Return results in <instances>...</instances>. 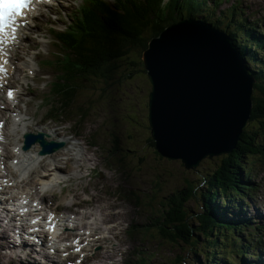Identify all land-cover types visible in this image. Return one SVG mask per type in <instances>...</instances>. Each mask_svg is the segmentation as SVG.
I'll use <instances>...</instances> for the list:
<instances>
[{"label": "rangeland", "instance_id": "obj_1", "mask_svg": "<svg viewBox=\"0 0 264 264\" xmlns=\"http://www.w3.org/2000/svg\"><path fill=\"white\" fill-rule=\"evenodd\" d=\"M62 1L65 4L59 6ZM80 2L81 0H56L52 5L40 7V12L35 14L31 24L24 30L19 46L14 49L16 58L13 64L15 67L19 65L18 71L21 72L17 75L16 83L20 89L17 92H20L19 102H12L0 110V118H6L7 121L5 125L6 139L0 135V143L7 144L6 141H8L10 145L7 150L0 149L7 159L4 166L3 164L0 166L1 173H4L8 168V173L13 175V181L23 184L19 185V195H31L32 193L37 197V200L38 197L46 198L45 208H48L53 201L54 208L64 209L61 211L62 216L58 214L50 216L52 212L43 215L28 209L16 211L14 218L7 216L9 218L7 222H0V234H2L0 238L8 237L7 233L13 229L11 224L14 223L26 235L50 243V245L44 244L39 248L40 250L44 249L41 250L44 252L40 254L46 256V259H50L51 262L54 261L53 264H80L82 262L96 264L98 260L92 258L93 253L90 256L88 254L102 248L105 242L102 236L106 234H108L111 244L107 242L105 250L109 253L110 259L115 258L109 262L106 261L107 264H134L135 260H138V256H148L147 264H175L178 255L183 259L180 264H184V262L206 264L208 250L205 238L200 233H196L199 243L196 250H193L188 245H186L187 248L183 243L162 240L156 228L145 227L162 210L167 208L166 198L171 193L185 188L189 182L195 185L196 195L187 203L188 221L196 227L198 225L196 214L203 210V205H210V203H205L204 199L202 201L201 193L205 186L199 182L203 176L208 175V172L215 170L220 164L221 157L225 156L206 158L196 168L185 169L179 160L163 158L153 146H150L148 143L150 137L148 126L150 84L141 60V52L146 47L144 50L139 48L141 51L134 50L130 54L128 53L120 59L123 62L122 65L120 60L115 61L111 68H115L116 71L110 75L107 81H101L103 78L100 74L99 63L102 53L95 54L93 63H98L96 70L99 73L93 74V78L100 80H94L91 83V78L88 76L86 78L88 82L84 83L85 87L81 93H78L76 102L80 110H85V114L79 116L83 123L77 125L74 120L75 116L65 117L63 112H59L60 106H64L61 96L60 100L57 98L60 93L59 88H56L55 101L51 105L55 111L49 110L48 91L53 78L51 70L43 65L42 60L54 59L53 55H55V61H58L60 47L52 45L51 42L54 41H50L52 35L48 30L50 27L62 29L64 22L68 20V15L78 9L77 6ZM207 5L206 10H209L208 12L213 17H216L218 13L222 15V19L217 22L219 27L221 25L224 27V22H234L244 17L247 23L254 26L256 34L261 35L264 40V0H225L221 1L220 5H214L213 1L209 0ZM233 5L234 7L239 6L240 15L237 10L234 14V9L229 8ZM110 6L114 7L112 4ZM56 7H58V16L53 12ZM125 9L126 5H123L119 9L120 12L105 16L102 14L101 16L104 19L106 17L113 18L114 27L109 28L105 25L104 29L109 34L112 33L119 37L120 42L124 43L122 46L125 45V40L119 31L125 34L134 33L132 28H129V31L124 24L118 22V20L126 21L128 12H125ZM142 14H144V10H142ZM236 14L237 16H235ZM225 15H229V17L224 19ZM214 20L215 18H212V22ZM130 21L132 25L136 23L135 18H130L128 22ZM207 24L211 25L208 21ZM229 25V29H234L231 22ZM249 29L251 28L249 27ZM251 31L253 30L251 29ZM100 34L103 36L105 33L101 30ZM241 38L243 41L245 39L248 41L250 49L254 47V43L248 40L245 35H241ZM96 44L102 46L103 43L98 41ZM144 44L147 46L146 42ZM239 52L242 56L241 51ZM258 52V57L264 56V43ZM86 60L91 62L89 57ZM248 67L250 69L260 68V64L250 62ZM116 73H120V75ZM86 98L89 100V106L84 105ZM19 103L23 112L21 116L24 120L22 122L30 123V132L44 129L50 134V139L52 135H55L56 130V138L64 139L63 148H65H61L63 150L61 153L65 152V149H69L73 161L66 164L62 162V159L58 160L62 171L53 170L52 174L48 173L50 170H47L48 165H43V157L36 156L35 151L38 144H35L36 147L24 149L27 155L33 157L34 161L23 173L17 168V163L14 164V158L20 160L19 155L14 156L16 150L14 146L19 141L21 143L23 141L21 130L12 126L15 119L14 113L18 112ZM53 112L52 118H49L50 113ZM97 133H100L98 142L92 136ZM118 142L121 148L115 146ZM260 143L264 144L262 138H260ZM249 168L250 189L247 192L249 194L237 197L236 202L231 203V208L220 209L221 214L228 218H234L238 223L244 220V223L240 224L245 230L242 237L245 240L254 241L247 253L240 256L231 253V247L226 241V252L234 256V261L231 264H264V219L260 218L257 221L258 218L255 215V212L259 211L258 207L261 212H264V160L255 159ZM31 171L34 172V175ZM53 177L57 180L63 179V182L56 183ZM45 178L49 179V184L44 181ZM40 184L45 187L46 191L40 190L43 189ZM14 190L12 184L0 194L2 206L8 207H5L4 211H10V214H13L11 211L13 212L14 208H18L16 201L12 199L16 198L13 194ZM6 195L9 196V200L3 203L1 196L5 197ZM136 196L138 200H136ZM214 203L220 206L222 199L218 197ZM82 205L85 206L77 207ZM81 211L83 216L79 215ZM108 211L112 213L110 216L106 215ZM63 215L69 217L70 221L76 225V229L68 227ZM90 215L94 216L95 222L91 220L92 222L89 224L87 218ZM247 217L252 221L255 220L252 223L253 227H245V221L251 222L247 220ZM82 222H86V224H82ZM109 222L110 224L107 225ZM129 226L131 228L128 231ZM256 226L259 228L254 230ZM102 227L104 228L102 229ZM56 230H59V235H56ZM73 232L76 235L69 236ZM52 233L54 234L52 235ZM78 233H84L83 237H80ZM96 235L100 236L98 239L101 240V243L95 240L97 239ZM237 235L240 236L241 233ZM232 240H229L231 246H233ZM83 245H85V250L82 251ZM69 254H76V258L65 260L69 259L65 258ZM219 254L220 251L216 250V256ZM0 264L44 263H40L37 255L30 259H18L0 252Z\"/></svg>", "mask_w": 264, "mask_h": 264}, {"label": "trees", "instance_id": "obj_2", "mask_svg": "<svg viewBox=\"0 0 264 264\" xmlns=\"http://www.w3.org/2000/svg\"><path fill=\"white\" fill-rule=\"evenodd\" d=\"M114 1L119 4L120 8L126 5L128 11L126 21L118 20V22L124 24L128 30L129 28L134 30V33L131 32V34L119 31L125 40L124 46H122L123 41L120 42L119 37L114 34H109V32H106L103 36L100 34L105 25L109 28L114 27L113 18L106 17L104 19L101 17L102 14L104 16L113 15L117 10L115 7L113 8L101 2L103 5L101 12L95 0H82L80 12L76 9L69 17L65 30L59 33V36L57 35L64 54L55 63L59 74L56 76V81L51 88L52 91L51 89L48 91V102L54 99L53 93L56 94L55 89L59 88L60 95L58 94L57 98L60 100L61 96L64 102V106H60L59 112L66 113L71 109L79 90V84L87 80L88 76L94 79L93 74L99 73L96 70L98 63H93L96 53H102L99 63L100 74L102 80L107 81L110 75H113L116 71L115 68H111L115 61L124 58L131 49L142 48L144 50L146 47L144 42L147 43L150 37L158 35L166 23L175 21L177 17L183 15L195 16L196 12L202 9L206 3L205 0H146V6L142 9L144 14H142V10L138 9L141 0H133V5L128 3L127 0ZM219 2L220 0H216L215 4ZM79 14L81 15L79 16ZM130 18H135L136 23L134 25L131 24V21L128 22ZM216 24L214 23V25ZM248 26L251 25L248 24ZM236 32L241 35L239 27H237ZM231 35L236 37L237 40L236 35L232 33ZM247 39L249 40L248 35ZM98 41L103 43L102 46L96 44ZM236 43L242 56L245 55L247 60L252 62L255 60L254 57L258 56L256 42H254L255 47L252 49H250V45H239V41ZM248 49L251 52L250 56L246 53ZM88 57L91 60L90 63L86 60ZM119 62H121V65L123 64L121 60ZM260 66L264 68V62L261 58ZM252 74L256 77L258 83L254 85L256 92L252 96L250 127L242 132L234 149L221 157L217 168L201 178L205 186L201 197L205 203H211L219 195L226 196L229 194L227 197L230 198L238 196V194L243 196L246 189H250L248 184L249 166L255 159L264 160V145L256 140L258 137L260 138V135L264 137V73L263 70L258 69L252 71ZM84 105H90L87 98L84 100ZM81 115L79 114V116ZM148 143L150 146H154V142L150 137ZM115 146L121 148L119 142ZM192 185L189 182L185 188L177 190L167 197V208H165L162 222L157 228L160 237H164L165 241L172 243H183L185 246L188 245L196 250L199 243L196 233H200L205 238L208 250L206 264L233 263V256L226 252V241L231 247L229 240L233 239L231 253L236 255L247 253V250L251 248V241L236 237L235 234L240 232L239 227L235 225L236 223H231L230 220L222 221L214 209L210 208V205H205V210L196 215L199 224L196 227L191 224L188 221L187 203L191 198H195V185ZM216 250L220 251L219 256H216ZM182 261V257L178 255L175 264H180ZM184 264L187 263L184 262Z\"/></svg>", "mask_w": 264, "mask_h": 264}, {"label": "water", "instance_id": "obj_3", "mask_svg": "<svg viewBox=\"0 0 264 264\" xmlns=\"http://www.w3.org/2000/svg\"><path fill=\"white\" fill-rule=\"evenodd\" d=\"M148 44L142 62L151 84L148 123L156 151L181 159L186 169L230 153L250 119L255 81L230 36L187 18ZM164 138H171L167 146Z\"/></svg>", "mask_w": 264, "mask_h": 264}, {"label": "bare ground", "instance_id": "obj_4", "mask_svg": "<svg viewBox=\"0 0 264 264\" xmlns=\"http://www.w3.org/2000/svg\"><path fill=\"white\" fill-rule=\"evenodd\" d=\"M216 0H213V2H215ZM221 1H225V0H220V2ZM101 2H103V3H105V4H107V5H113L114 7H115V9L117 10V11H119V8H118V6H117V3L115 4V2L113 1V0H101ZM127 2L128 3H131L132 5H133V0L131 1V0H127ZM205 10H202V9H199L197 12H196V17H197V20L198 21H200V22H204V20L207 22H210L211 24L213 23L212 22V18H217L218 20L215 22V23H217L218 21H220L221 19H222V15L220 14V13H218V15H217V17H213V15L210 13V12H208L207 10H206V8L208 7V0H205ZM220 2L218 3V4H216V5H220ZM23 4V0H19V2H18V5L20 6V5H22ZM78 7V11L80 12V9H81V5H78L77 6ZM113 7V8H114ZM232 8L234 9V7L232 6ZM120 12V11H119ZM125 12H128L127 11V7H126V9H125ZM123 13V12H122ZM236 12H235V9H234V14H235ZM31 14V16H29V18H28V21L29 20H31L32 21V19L34 18V10H33V12L32 13H30ZM81 14H79V16H80ZM199 15H201L202 17H198ZM31 21L29 22V24L26 26V28L31 24ZM238 21H240L239 19H238ZM231 23H232V25L234 24V22H232V21H230ZM230 22H228V23H230ZM249 24V23H248ZM251 26H249L252 30H254V26L252 25V24H250ZM214 27H216V28H219V26H218V23L216 24V25H213ZM237 29V28H236ZM251 29H249L250 31H251ZM104 33H106L107 31L104 29V30H102ZM234 32V31H233ZM234 34H235V32H234ZM245 34V36L247 37V32H245L244 33ZM59 36V35H58ZM58 36L54 39L55 40V45H57L58 44V42H59V38H58ZM230 39H232V42H233V46H234V48H236L237 49V51L239 52L240 50H239V48H238V46H237V40H236V37H233L232 35L230 36ZM250 39V38H249ZM236 42H235V41ZM50 41H53V36L50 38ZM120 41V40H119ZM52 43V42H51ZM53 45V44H52ZM148 43H147V46H146V48H145V50L143 51V53H145V51H146V49L148 48ZM60 48H61V46H60ZM244 50H246V49H244ZM239 54H240V52H239ZM240 56H241V54H240ZM250 56V55H249ZM261 59H263V62H264V56H261L260 57ZM241 59L243 60V62L245 61V58L243 57V56H241ZM57 61H55V63H56ZM251 62V61H250ZM252 63V62H251ZM6 66H5V62H4V60L0 57V73H2L3 72V70H6ZM260 69L262 70V67L260 66ZM24 80V79H23ZM49 82V81H48ZM254 83H256V81H254ZM52 90V89H51ZM56 90V89H55ZM150 92V91H149ZM149 92H148V95H149ZM53 93V92H52ZM59 95H60V93H59ZM69 95V94H68ZM53 97H54V99H52L51 101H49L48 102V100H47V105H49V108L51 107V105L53 104V102L55 101V95H54V93H53ZM0 98L3 100V97L0 95ZM62 98V97H61ZM4 101V100H3ZM5 102H7V101H5ZM251 111H252V109H251ZM1 112V111H0ZM148 113H149V108H148ZM16 114V112L14 113V115ZM231 113L227 110V112H226V116H229ZM250 115H251V112H250ZM15 120V119H14ZM26 122V121H25ZM7 124V121H6V118H3V119H1L0 118V127L2 128V130H1V133H2V136H3V138L4 139H6V137H5V135H4V133H6L5 132V125ZM13 125L16 127V128H19L20 130H21V133H24V132H27V131H30V129H29V127H30V123L29 122H27V123H22L21 122V120L20 119H16L14 122H13ZM224 127H226V124H224L223 125ZM32 133L30 134V138H32V137H34V136H36V138L40 141V147H41V153L43 154V155H39L40 157H43V165H48V168H47V170H50V171H48V173L49 174H52V172L51 171H53V170H56L57 172H60V171H62L63 169H62V167H60V165H58V160H63L62 162H64V163H66V164H68L69 162H71V161H73V157L70 155V150L69 149H65V152H63V153H61L63 150L62 149H64L63 148V146H64V144H65V141H64V139H60V138H56V133H57V131L55 130V132H54V134L55 135H52V138H50L49 139V136H50V134L48 133V132H46L44 129H39V130H37L36 132H34V131H31ZM8 137V136H7ZM76 138V137H75ZM3 140V139H2ZM164 141L166 142V146H167V143L169 144V141L171 142V138L169 139H167V138H164ZM219 142H221L220 141V138H219V140H218ZM5 142V141H4ZM46 142H48V144H49V149H50V151L48 150V148H47V146H46ZM21 142L19 141L18 143H16V145H18V144H20ZM58 144H61L62 145V149H60L59 150V147H58ZM73 145V144H72ZM93 145H96V144H93ZM103 145H105L104 143H103ZM33 147H35V146H33ZM3 148V150H7V149H9L10 148V145H9V143L8 144H1L0 143V149H2ZM24 149H26V147H25V143L23 142L22 143V147H21V150L19 151V158H20V160H17L15 163H17V168L19 169V171L21 172V173H23V171L28 167V166H30V164H32L33 163V157L32 156H30V155H27V152H25L26 150H24ZM67 150H68V152H67ZM72 152V151H71ZM57 153H59V154H57ZM15 159V158H14ZM45 159H47V160H45ZM75 161V160H74ZM61 162V161H60ZM1 164H2V162H1V159H0V166H1ZM78 167V166H77ZM29 170V169H28ZM31 170V169H30ZM27 171V170H26ZM28 172V171H27ZM31 173H32V175H34V172H32L31 171ZM55 174H57L58 175V173H55ZM54 178V177H53ZM6 179H7V174H5V173H1V171H0V193H2L3 191H5V189L6 188H9L10 186L8 185V186H6ZM55 179V178H54ZM44 180V179H43ZM42 180V181H43ZM61 180V179H60ZM60 180H57V179H55V182L57 183L58 181H60ZM44 181H47L46 183H50V182H48L49 181V179H46L45 178V180ZM247 182V181H246ZM45 184V183H44ZM195 184V183H194ZM19 185H23V184H20V183H16L15 181H13V187H14V193L13 194H15V196L16 197H18V195H19V191H18V188H19ZM41 185V184H40ZM29 186H31V185H29ZM193 186V185H192ZM23 187V186H22ZM41 187H43L42 185H41ZM41 187H39V188H41ZM25 190H27V189H25ZM34 190V189H33ZM40 190H42L43 192L44 191H46L45 190V187H43V189H40ZM30 192V191H29ZM29 192H27V193H29ZM196 195V194H195ZM264 195V194H263ZM11 196V195H10ZM13 196V195H12ZM228 195H226L225 197H227ZM8 195H6L5 197H4V199L5 200H8ZM76 197H78V196H76ZM43 198V197H42ZM79 198V197H78ZM238 198H240V195L238 194ZM240 200V199H239ZM259 202H261V201H259ZM263 202V201H262ZM261 202V203H262ZM20 203H21V200L20 199H17V202H16V206H18V205H20ZM259 205V204H258ZM74 206V205H73ZM252 207V206H251ZM25 208H27V207H25ZM259 208V211H260V207H258ZM76 209V208H75ZM54 210H55V215L54 216H56V214H58V215H60V216H62V209H58V208H54ZM77 210V209H76ZM79 211V210H78ZM77 212V211H76ZM103 214H106V213H103ZM112 213H110L109 211L107 212V214L106 215H111ZM79 215L80 216H83V212L81 211L80 213H79ZM262 215V212L260 211V216L258 217V216H256L258 219H257V221H259L260 220V218L261 219H264V217L263 216H261ZM0 216H4L3 214H0ZM64 216V215H63ZM105 216V215H104ZM65 217V220H66V224L68 225V227H71L72 229L73 228H75L76 229V225H74V223L72 222V221H70V219H69V217L68 216H64ZM79 218H81V217H79ZM91 218V219H90ZM99 218V217H98ZM78 219V218H77ZM88 222H89V224L92 222L91 220H94L95 218H94V216L93 215H90L88 218ZM100 219V218H99ZM98 219V220H99ZM55 220V219H54ZM105 221V220H104ZM255 221V220H254ZM7 222V221H6ZM57 222H59V221H57ZM79 222H81V221H79ZM94 222H95V220H94ZM50 223V222H49ZM60 223V222H59ZM81 224V223H80ZM82 224H86V222H82ZM100 224V223H99ZM98 225V224H97ZM105 225V224H104ZM56 226V225H55ZM98 227V226H97ZM105 227V226H104ZM54 229H55V227H54ZM57 229V228H56ZM63 229V228H62ZM102 229H103V227H102ZM97 230V229H96ZM99 231V230H98ZM55 233V232H54ZM54 233H52V235L54 234ZM60 233H59V230H56V235H59ZM1 236H2V234H0ZM7 235H8V237H3V238H0V252L1 253H4L5 255H8L9 257H16V258H18V259H20V258H26V259H30L31 257H33L34 255H37V257H38V259H39V261H40V263L41 262H43L44 264H53V262L54 261H52L51 262V260L50 259H46V256H44V255H41L40 253H43L41 250H44L43 248H41V250H40V248H39V246H42V245H44V244H46V245H50V243H47V242H43L42 240H40V239H34V241H32V240H30V239H28V238H26L20 231H10V232H8L7 233ZM76 235V233H72V234H70L69 236H75ZM78 235L80 236V237H83V235H84V233H78ZM10 236V237H9ZM96 237H97V239H95V240H98V242L99 243H101L100 241L101 240H99L98 238H100V236L99 235H96ZM105 240V242L103 243V246H102V248L101 249H99V250H96V251H91L89 254H88V256H90L92 253H93V255H92V258H94V259H96V260H98L97 262H96V264H106L105 263V261L106 260H110V256H109V253L105 250V248H106V243L108 242V244H111V242H110V240H109V236H108V234H106V235H103L102 236ZM263 240H264V237H263ZM49 248V247H48ZM81 250L83 251V250H85V245H83V247L81 248ZM69 258V259H65V260H72V259H74V258H76V254H69V255H67L65 258ZM71 258V259H70ZM86 262H87V260H86ZM80 264H91V263H85V262H82V263H80Z\"/></svg>", "mask_w": 264, "mask_h": 264}]
</instances>
